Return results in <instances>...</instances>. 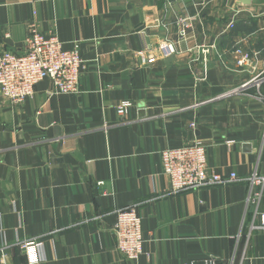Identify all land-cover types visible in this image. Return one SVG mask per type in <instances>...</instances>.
Wrapping results in <instances>:
<instances>
[{
    "label": "crops",
    "instance_id": "crops-1",
    "mask_svg": "<svg viewBox=\"0 0 264 264\" xmlns=\"http://www.w3.org/2000/svg\"><path fill=\"white\" fill-rule=\"evenodd\" d=\"M32 23L86 69L77 94L0 91V264H264V0H0V54L24 53ZM194 140L240 180L171 192L161 151ZM134 205L128 261L113 227Z\"/></svg>",
    "mask_w": 264,
    "mask_h": 264
},
{
    "label": "built area",
    "instance_id": "built-area-1",
    "mask_svg": "<svg viewBox=\"0 0 264 264\" xmlns=\"http://www.w3.org/2000/svg\"><path fill=\"white\" fill-rule=\"evenodd\" d=\"M230 26L233 27V24ZM185 33L186 29H183L182 36ZM161 50L164 55H170L174 47L171 43H166ZM235 54L237 63L241 66L252 60V56L242 48H237ZM85 69V60L78 49H67L57 34H44L32 23L29 26L24 53L7 51L0 54V91L12 103L19 104L32 97L39 82L49 79L57 93L77 94ZM262 82L264 77L255 79L258 86ZM128 106L127 102L117 106L121 117L128 114ZM161 158L163 174L168 177L173 193L240 180L237 173L225 175L210 169L207 147L200 140L178 148L165 149L161 151ZM251 180L262 183L264 177L254 176ZM260 227L264 228V215ZM113 231L117 240L116 248L122 257L128 261L138 260L143 252L145 239L142 216L136 205L118 211ZM35 243L24 241L21 248L30 251ZM33 264H39V261L36 259Z\"/></svg>",
    "mask_w": 264,
    "mask_h": 264
},
{
    "label": "water",
    "instance_id": "water-1",
    "mask_svg": "<svg viewBox=\"0 0 264 264\" xmlns=\"http://www.w3.org/2000/svg\"><path fill=\"white\" fill-rule=\"evenodd\" d=\"M241 1H243V2H247V0H241Z\"/></svg>",
    "mask_w": 264,
    "mask_h": 264
}]
</instances>
